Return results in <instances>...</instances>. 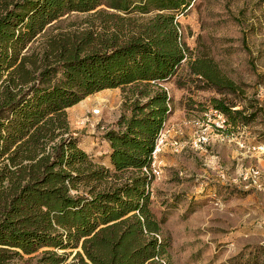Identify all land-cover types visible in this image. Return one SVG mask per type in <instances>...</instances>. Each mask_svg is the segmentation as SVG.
Returning a JSON list of instances; mask_svg holds the SVG:
<instances>
[{
    "label": "trees",
    "instance_id": "obj_1",
    "mask_svg": "<svg viewBox=\"0 0 264 264\" xmlns=\"http://www.w3.org/2000/svg\"><path fill=\"white\" fill-rule=\"evenodd\" d=\"M193 3L0 0V264L24 256L34 264H165L167 242L157 237L144 169L172 113L159 84L187 58L177 18ZM99 8L126 18L109 43L103 34L47 32L68 14ZM133 17L149 19L131 25ZM192 72L207 86L219 84L205 64ZM111 89L123 92L126 113L104 135L103 166L73 136L67 110ZM210 106L226 132L254 118L222 99ZM260 254L241 264H264Z\"/></svg>",
    "mask_w": 264,
    "mask_h": 264
},
{
    "label": "rangeland",
    "instance_id": "obj_2",
    "mask_svg": "<svg viewBox=\"0 0 264 264\" xmlns=\"http://www.w3.org/2000/svg\"><path fill=\"white\" fill-rule=\"evenodd\" d=\"M96 12L68 14L47 32L103 34L109 43L113 27L126 18L104 8ZM148 19L133 17L130 24ZM176 24L187 58L159 84L172 113L156 160L161 174L148 187L158 240L167 242L162 262L241 264L249 258L252 263L264 253V0H194ZM126 35L123 29L119 42ZM201 63L215 72L218 85L207 86L192 72ZM212 99L235 103L254 118L226 132L217 127ZM123 102V92L111 89L67 110L73 136L100 165L108 164L104 135L118 129ZM200 135L207 139L203 144L195 143ZM34 262L24 256L11 264Z\"/></svg>",
    "mask_w": 264,
    "mask_h": 264
},
{
    "label": "built area",
    "instance_id": "obj_3",
    "mask_svg": "<svg viewBox=\"0 0 264 264\" xmlns=\"http://www.w3.org/2000/svg\"><path fill=\"white\" fill-rule=\"evenodd\" d=\"M214 115L217 117V119L219 120V123L217 124V127L218 128H221L223 129L224 127V120H223V117L222 115L218 114V113H214ZM165 123H164V127H165ZM164 127L163 129L161 130L157 140H156V143H155V147H154V150L152 152V162H151V166H150V169L149 170H146L144 169V172L146 173L147 176L149 177H155V176H159L161 174V170L159 169V167L156 165V160H157V156L159 155V153L161 152V147H162V144H163V140H164V137H165V134H163V131H164ZM206 137L205 135H200L197 140L195 141V143L197 144H203L206 142Z\"/></svg>",
    "mask_w": 264,
    "mask_h": 264
}]
</instances>
